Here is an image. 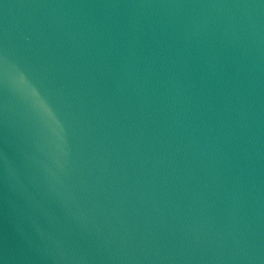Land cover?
<instances>
[{
	"label": "water",
	"instance_id": "obj_1",
	"mask_svg": "<svg viewBox=\"0 0 264 264\" xmlns=\"http://www.w3.org/2000/svg\"><path fill=\"white\" fill-rule=\"evenodd\" d=\"M0 264H264V0H0Z\"/></svg>",
	"mask_w": 264,
	"mask_h": 264
}]
</instances>
